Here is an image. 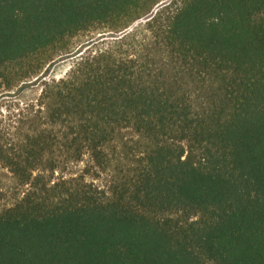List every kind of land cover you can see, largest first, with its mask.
Returning a JSON list of instances; mask_svg holds the SVG:
<instances>
[{
	"label": "trees",
	"instance_id": "16d2710c",
	"mask_svg": "<svg viewBox=\"0 0 264 264\" xmlns=\"http://www.w3.org/2000/svg\"><path fill=\"white\" fill-rule=\"evenodd\" d=\"M161 1L0 0V87L117 33L43 90L24 139L0 130L26 188L0 211V264H264V0ZM123 129L152 146L98 183Z\"/></svg>",
	"mask_w": 264,
	"mask_h": 264
},
{
	"label": "rangeland",
	"instance_id": "374dc122",
	"mask_svg": "<svg viewBox=\"0 0 264 264\" xmlns=\"http://www.w3.org/2000/svg\"><path fill=\"white\" fill-rule=\"evenodd\" d=\"M165 1L170 0H162L161 2ZM163 5L164 3L155 6L152 9L155 12L151 17L149 15L152 11L130 23L129 30L136 31L141 28ZM178 6L180 3L170 4L166 9V15L172 14ZM105 30L108 29L98 27L76 35L65 43V47H60L59 51L53 50L47 54L44 58L45 63L37 74H33L9 89L2 85L0 87V130L12 123L17 126L13 130L17 131L18 139L21 140L24 139L26 133L32 132V129L38 126L36 117L43 90H46L54 81L65 77L77 56L81 55L82 52L106 47L114 39V36L111 35L117 33ZM41 61L35 60L34 62L39 65ZM192 86L198 88L203 96H209V90L212 89L208 84L197 83V85L193 84ZM196 102L200 104L199 100ZM151 146L150 140L136 133L133 129L121 130L117 140L110 143L107 148L110 155L108 156L110 159L109 167L100 175L97 182L105 183L110 179L127 177L137 165V160L143 157L142 152H146ZM24 190L26 188L16 185L9 170L0 162V211L12 205L19 196H22Z\"/></svg>",
	"mask_w": 264,
	"mask_h": 264
},
{
	"label": "water",
	"instance_id": "95a60500",
	"mask_svg": "<svg viewBox=\"0 0 264 264\" xmlns=\"http://www.w3.org/2000/svg\"><path fill=\"white\" fill-rule=\"evenodd\" d=\"M161 4H159L158 6H160ZM154 12H155V10H153L151 13H150V15H149V17H151L153 14H154Z\"/></svg>",
	"mask_w": 264,
	"mask_h": 264
}]
</instances>
